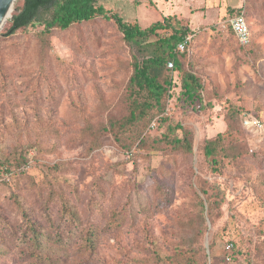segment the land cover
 I'll return each mask as SVG.
<instances>
[{
    "label": "rangeland",
    "instance_id": "1",
    "mask_svg": "<svg viewBox=\"0 0 264 264\" xmlns=\"http://www.w3.org/2000/svg\"><path fill=\"white\" fill-rule=\"evenodd\" d=\"M99 2L141 28L170 18L152 40L188 29L180 65L169 66L165 111L132 121L141 53L114 19L54 28L48 41L42 24L9 35L6 21L0 264H264V0ZM239 11L253 34L246 46L219 28ZM186 71L202 81L194 105L184 98ZM185 135L190 152L171 143ZM220 135L217 168L205 145ZM27 216L53 235L43 248L26 238ZM64 227L74 236L60 244Z\"/></svg>",
    "mask_w": 264,
    "mask_h": 264
},
{
    "label": "trees",
    "instance_id": "2",
    "mask_svg": "<svg viewBox=\"0 0 264 264\" xmlns=\"http://www.w3.org/2000/svg\"><path fill=\"white\" fill-rule=\"evenodd\" d=\"M99 1L24 0V4L18 7L12 13V16L8 18L7 21H10L11 25L7 34H14L17 30L37 22L44 25L41 36L42 40L48 41V36L54 28L66 29L75 23L90 20L98 15H103L108 19H114L118 28L123 32L126 43L133 48L136 47L141 53L139 56L135 54V69L131 79L132 121L147 116L152 111L163 113L172 85V76L169 74V63L172 62L173 67L180 65L178 58L180 50L178 49V44L188 34V29L186 27H176L175 32L171 35L152 40L150 38L151 34L167 27L168 24L166 22L170 18H166L165 21H157L148 28H141L137 22L124 21L119 13H109L108 9L100 4ZM240 13L243 12L239 11L237 14ZM252 35L251 30V38ZM182 87L184 98L189 105H194L198 100L202 99V81L192 71L185 72ZM222 141L223 136L220 135L205 145L207 156L211 158L214 166L217 168V164L219 163L217 154ZM171 143L176 149L186 152L192 151L193 148L192 140L188 135H185L183 139H171ZM64 208L68 210L70 215L68 218L65 217L68 223L70 225H78L79 218L77 217L76 211L67 204L64 205ZM46 215L48 218H51L49 209H47ZM27 217L26 238L30 239L36 248H43L45 241L51 239L53 235L46 231L39 221H35L30 216ZM83 232H85L84 229ZM56 233L57 237L55 241L60 244H64L66 241L69 242L74 236L72 229L68 230L66 227L64 229L57 228ZM93 233V230L87 232V238H89L90 243L94 242L93 239L95 237L93 236L95 235Z\"/></svg>",
    "mask_w": 264,
    "mask_h": 264
},
{
    "label": "built area",
    "instance_id": "3",
    "mask_svg": "<svg viewBox=\"0 0 264 264\" xmlns=\"http://www.w3.org/2000/svg\"><path fill=\"white\" fill-rule=\"evenodd\" d=\"M219 28L223 30H231L237 40L243 45H249L251 43V30L244 13L236 14L226 19L225 21H222ZM190 39L191 38L187 34L184 39L178 44V49L182 51L185 50ZM169 66H173V63L170 62ZM227 249L230 250L231 245H228Z\"/></svg>",
    "mask_w": 264,
    "mask_h": 264
},
{
    "label": "water",
    "instance_id": "4",
    "mask_svg": "<svg viewBox=\"0 0 264 264\" xmlns=\"http://www.w3.org/2000/svg\"><path fill=\"white\" fill-rule=\"evenodd\" d=\"M16 0H0V29L4 23L12 16Z\"/></svg>",
    "mask_w": 264,
    "mask_h": 264
}]
</instances>
